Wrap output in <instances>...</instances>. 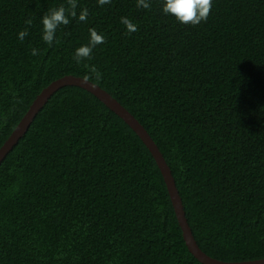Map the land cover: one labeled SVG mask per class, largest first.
<instances>
[{"label": "trees", "instance_id": "obj_1", "mask_svg": "<svg viewBox=\"0 0 264 264\" xmlns=\"http://www.w3.org/2000/svg\"><path fill=\"white\" fill-rule=\"evenodd\" d=\"M76 2L86 20L69 17L49 46L40 17L67 0H0V147L43 88L86 78L155 141L199 247L264 258V0H213L195 26L162 15L161 0L147 10ZM90 28L104 42L77 63ZM0 264L204 263L138 134L90 91L64 85L0 162Z\"/></svg>", "mask_w": 264, "mask_h": 264}, {"label": "water", "instance_id": "obj_2", "mask_svg": "<svg viewBox=\"0 0 264 264\" xmlns=\"http://www.w3.org/2000/svg\"><path fill=\"white\" fill-rule=\"evenodd\" d=\"M64 85H77L90 91L96 97H98L108 108H110L117 115H119L138 134V136L141 138V140L144 142V144L147 146V148L155 158L156 163L161 170L177 220L182 229V235L184 237L186 245L189 251L200 262L204 264H264V258L242 261L221 260L210 256L199 247L187 221L182 199L176 187L171 169L168 166L162 152L158 148L155 141L149 135L144 126L117 99H115L102 87L86 78L74 75H65L63 77L53 80L49 85L43 88L41 92L37 95V97L34 99L29 109L19 121L17 126L14 128L12 133L0 147V162L8 153V151L11 150V148L17 143L19 138L26 132L35 114L46 102L48 97L59 87Z\"/></svg>", "mask_w": 264, "mask_h": 264}, {"label": "clouds", "instance_id": "obj_3", "mask_svg": "<svg viewBox=\"0 0 264 264\" xmlns=\"http://www.w3.org/2000/svg\"><path fill=\"white\" fill-rule=\"evenodd\" d=\"M98 6L110 3V0H96ZM213 0H161L160 12L164 16L171 17L180 25H198L207 20L210 13ZM136 7L145 10L150 8V0H136ZM76 0H67V7L60 5L48 10L40 17V39L51 46L56 39L57 29L61 25H67L69 17L77 21H85L87 18V9H80L77 13ZM67 13V14H66ZM26 24L31 25V20H26ZM120 23L124 26L126 32L135 31V25L126 17H120ZM27 35V30H21L17 34L19 40H23ZM104 42L103 33H98L94 28L88 30L87 43L73 49L72 59L79 63L90 57L92 50ZM31 54L35 56L37 49L33 48ZM96 73V69H90Z\"/></svg>", "mask_w": 264, "mask_h": 264}]
</instances>
